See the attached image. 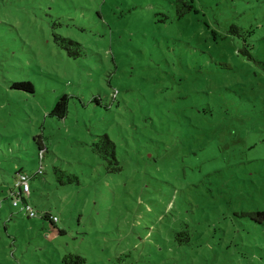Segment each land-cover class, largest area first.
<instances>
[{"label":"rangeland","instance_id":"obj_1","mask_svg":"<svg viewBox=\"0 0 264 264\" xmlns=\"http://www.w3.org/2000/svg\"><path fill=\"white\" fill-rule=\"evenodd\" d=\"M178 6L0 0V264H264V0ZM18 172L34 217L11 203Z\"/></svg>","mask_w":264,"mask_h":264},{"label":"trees","instance_id":"obj_2","mask_svg":"<svg viewBox=\"0 0 264 264\" xmlns=\"http://www.w3.org/2000/svg\"><path fill=\"white\" fill-rule=\"evenodd\" d=\"M176 3L179 4L177 7V13L178 16L182 17L186 13L190 12L192 10V0H176ZM230 33H237L238 28L234 25H231L229 28ZM53 41L61 48H64L67 50V53L69 56L72 57H78L81 55L80 51V44L76 42L75 40L69 38V37H64L59 34L54 33L53 34ZM249 50V48L245 46V48L241 51L242 53H245ZM12 89H17V90H23L29 93L34 92V86L30 81H16L12 82L11 86ZM68 111V95L67 94H62L54 103L52 109L48 113L50 116H54L58 119H62L66 116ZM36 145L39 150V154L42 155L43 153V143L41 141H36ZM94 150L97 151L102 159H104L108 165L114 164L115 166L108 169L109 171H119L120 168L117 166L118 162L115 156V150H114V143L108 138L107 135H102L100 136V140L98 143L93 144ZM46 150V149H45ZM18 172L16 174V177L18 179ZM54 173L56 174V179L60 184H66V183H72V182H78V178L75 174L68 173L64 170H61L57 167H54ZM24 202L27 201L23 200ZM26 214V213H25ZM27 215V214H26ZM248 215L252 217H260L264 219V212H253V213H248ZM28 216V215H27ZM29 217V216H28ZM44 220H48L52 225L54 224V221L52 219V215L48 212L41 213L40 216ZM61 232V231H59ZM69 259H74L73 264H84L85 263V258L80 256V255H72L68 254L65 255L62 258V261L65 264H70L67 260Z\"/></svg>","mask_w":264,"mask_h":264},{"label":"built area","instance_id":"obj_3","mask_svg":"<svg viewBox=\"0 0 264 264\" xmlns=\"http://www.w3.org/2000/svg\"><path fill=\"white\" fill-rule=\"evenodd\" d=\"M15 186L17 191L10 192L11 203L13 206L18 207L20 205V210L24 211L29 217H34L36 215L35 210L23 200L30 194L29 190V177L25 173H19L18 179ZM53 221H56V217L52 216Z\"/></svg>","mask_w":264,"mask_h":264}]
</instances>
